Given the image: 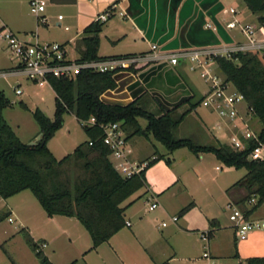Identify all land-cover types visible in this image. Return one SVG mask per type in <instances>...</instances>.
Wrapping results in <instances>:
<instances>
[{"label": "trees", "instance_id": "obj_1", "mask_svg": "<svg viewBox=\"0 0 264 264\" xmlns=\"http://www.w3.org/2000/svg\"><path fill=\"white\" fill-rule=\"evenodd\" d=\"M243 1L251 12L256 13L257 25L264 30V0ZM103 23L93 20L83 28L74 44L78 58L100 57L99 33ZM214 62L224 80L243 93L247 104L253 107L255 119L260 122L258 136L264 142L263 57L258 51H239L230 57L216 56ZM143 67L134 68L133 71ZM49 82L55 93L54 113L53 117H48L39 108L32 111L41 134L34 144L21 141L2 116V108L10 100L0 89V197L6 198L29 189L48 216L75 217L89 233L90 248L106 241L125 226V206L122 202L145 184V170L123 177L115 169L110 149L102 141L101 123L120 122L127 139L133 135L147 137L151 134L169 151L186 147L194 154L212 152L226 166L244 167L245 174L233 183L234 189L241 187L244 193L231 202L238 205L247 216L263 203L264 159L248 158L251 145L238 150L225 142L201 144L191 137L173 135L184 115L199 104L202 96L177 115L175 109L179 104L169 108L160 106L161 112L154 114L138 100L146 90L124 104L101 99L100 95L105 90L116 86L113 72L81 70L71 78L49 76ZM66 111L72 112L78 120L94 116L95 123L82 125L86 139L71 152L56 158L46 143L61 126L62 114ZM139 118L146 120L144 127L140 125ZM153 155L148 165L159 157ZM252 196L255 202L247 205L246 201ZM190 206L191 203L185 205L180 212ZM8 214L9 211L0 212V220ZM21 231L40 264H54L28 231ZM242 264H264V255L248 256Z\"/></svg>", "mask_w": 264, "mask_h": 264}, {"label": "rangeland", "instance_id": "obj_2", "mask_svg": "<svg viewBox=\"0 0 264 264\" xmlns=\"http://www.w3.org/2000/svg\"><path fill=\"white\" fill-rule=\"evenodd\" d=\"M223 2L225 8L222 13L227 14L228 6L232 5L241 14H246L248 21L257 22L256 13L251 12L243 0H223ZM118 16L120 15L116 13L104 23H108L111 19L115 20ZM228 29L235 39L244 38L237 26ZM57 30L59 31V29ZM127 42L129 41L123 40L116 43L117 45H113L107 39L106 34L101 32L99 53L128 49L127 44L129 43ZM67 47L69 55L76 56L77 53L73 47L71 45ZM8 51V48L0 40V65L8 62L6 57L9 55ZM181 63L187 67L178 71L183 73L185 78L189 76V80L192 81L195 88H193L190 99L182 102L175 109V115L185 111L189 108L190 103L198 100L202 96L204 86H207L197 69H189L188 62L181 61ZM212 67L216 68L214 64ZM128 75V71L116 73L117 93L125 91L124 77ZM17 82L22 89L21 94H15L12 89V85ZM0 88L10 100V103L2 108V116L21 141L30 142L39 132V126L32 111L39 108L48 117H53L54 91L48 85L38 86L22 77L12 76L7 80H0ZM20 100L24 101L25 105ZM138 100L145 109L154 114L161 112V105L157 102L154 93L145 91L140 94ZM195 107L187 111L173 131V135L175 137H191L201 144L226 142L228 138L226 133L222 129L212 127L216 115L200 104ZM139 123L144 127L146 120L139 118ZM252 127L258 130L260 122L255 119ZM85 139L86 133L80 121L72 112L66 111L62 114L61 126L50 136L46 144L52 154L56 158H60L71 152L78 143ZM131 141L134 153L139 155L155 153L159 156L154 160L151 169V174L155 179L167 185L173 177L175 179L177 176L180 181L179 185L181 183L186 185L187 189L194 193L199 206L208 215V218L201 216L197 207L193 208L189 214L193 219L196 217L198 220L201 219L202 226L200 227H203V230L205 227L211 229L216 227L211 224L212 219H218L221 225H225L214 240V235L209 237V248L223 249L228 242L231 245V240L234 238L231 236V226H229V224H233V221L229 219L230 210L226 207V202L230 201L228 191L235 188L233 183L245 174V168L226 166L212 152L194 154L186 147L169 151L151 134H148L147 137L133 135ZM176 187L177 185L171 192H174ZM164 198L167 202H171L173 197L165 195ZM136 207L144 209L147 204H143L140 200L137 201ZM261 209H264V201L254 211ZM10 210L8 216L12 220H8V216H4L0 220V264H40L34 251L27 243L24 233L21 231L22 228L27 229L38 243L42 242V237L46 239L42 250L54 264H69L71 262L72 264H84V260L90 264H103L95 251H90L85 257H82V253L91 245L89 233L84 226L75 217L64 215L49 217L29 189H23L6 198L0 197V212ZM146 212L149 217H152V213L156 211L147 210ZM171 213H160L152 219V226H148L145 230H138L136 237L130 234V229H135L140 221L134 223L132 227L123 226L117 235L101 245L99 249L101 256L108 264H153L166 260H168V264H206V261L201 257L203 251V241L199 237L201 230L191 233L176 231L174 223L170 221ZM161 220L165 221L167 225L161 226ZM58 224L64 227V231L58 228ZM142 237L145 242H141ZM221 259L224 264H237V257L233 254L222 256Z\"/></svg>", "mask_w": 264, "mask_h": 264}, {"label": "crops", "instance_id": "obj_3", "mask_svg": "<svg viewBox=\"0 0 264 264\" xmlns=\"http://www.w3.org/2000/svg\"><path fill=\"white\" fill-rule=\"evenodd\" d=\"M110 6H113V15L118 13L120 16L115 20L111 19L106 24L103 23L99 33V48L101 43V32L106 34L107 39L113 45H117L116 43L123 40L129 41L127 42L129 44H127L128 49L110 51L102 54L99 53L98 48V54L100 56L146 51L152 42L159 44L161 48L166 47L167 49H175L178 47L214 44L222 41H244L246 39L245 36L243 39H235L229 29L225 27V22L235 18L241 23H252L248 21L246 14H241V12L232 5L228 6V15L222 13V10L225 8L223 0H47L45 8L46 22L44 24H38L36 18L32 16L33 14L29 11L28 0H0V28L2 26H7L19 35L36 32L39 40L64 42L67 46L71 45L74 49L75 40L81 35L83 28L92 22L98 13ZM231 7L235 9L234 13L229 11ZM119 12H122V14H119ZM59 14L62 15L61 19L57 18ZM107 20L108 19L104 22ZM205 23L213 24L215 29L205 27ZM252 24L258 26L257 22ZM64 26L68 28L65 29ZM57 29H59V31ZM238 31H240L239 28ZM256 36L259 38L264 37V30L259 26L256 30ZM6 57L8 62L2 63L0 69L9 68L14 65V60L11 58L10 52ZM182 64L183 63L180 62L174 66L164 65L152 69L150 68L154 65H149L138 70V73L147 71L145 74L147 82L145 90L149 93H154L155 98L158 100L157 102L160 103L163 108L181 104L187 101L193 94V88H195V86L192 81L189 80V76L185 78L183 73L181 74L178 71L179 69L181 70L187 67ZM128 72L129 75L124 77L126 85L125 91L122 90L121 93L116 92V72L113 74L116 86L113 89L105 90L100 95L102 100L120 104L132 100L127 86L137 78V75L135 77L134 72ZM17 84L20 87L18 82ZM206 89L207 86H204L202 95ZM21 103L25 105L24 101H21ZM132 137L133 136L128 139L130 149L129 157L141 160L155 154L139 155L134 153L131 141ZM134 142H136V140H134ZM184 155L186 156V154ZM153 162H151L144 171L145 184L122 202V205L125 206V221L129 222V225L125 224V226L132 227L134 223L140 221L138 222V227L135 226V229H130V234L136 237V232H138V230H145L148 226H152V219L156 218L160 213L172 212L171 216H177L175 221L171 220L170 217V221L174 223L176 231L182 233H191L199 230L207 231L209 237L214 235V240L217 235H219L220 229L225 227V225H221L218 219H212L211 224L216 227H213L214 229L205 227V230H203V227H200L202 226L201 219L198 220L197 217L193 219V217L190 216L191 214H189L193 208L197 207L200 210L201 216H208L199 206L194 193L190 192L186 185L182 183L179 185L180 181L177 176H175V179L173 177L172 181L168 182L167 185L155 179L154 175L151 174ZM176 185V190L171 192ZM243 193L244 190L241 187L234 189L232 194L231 190L228 191L230 201ZM165 195L173 197L171 202L165 200ZM140 200L143 204L146 203L147 207H144V209L136 207L137 201ZM153 200L157 202V206L153 209H149V203ZM189 203H191V206L181 213V208ZM147 210L156 212H153V216L149 217L146 212ZM254 210H256V208ZM254 210L249 216L264 218V209L258 211ZM9 212H11V210ZM162 221L163 220L160 221L161 226L167 225V223L162 225ZM229 226H231L230 233L234 240H231V245L230 242H228L227 246H224L223 249L215 247L209 248L214 256L221 258L222 256L233 254L237 257V264H242L248 256L264 255V230H252L243 237H237L234 232L233 224H229ZM58 228L63 230L64 227L58 224ZM120 230L121 229L96 247L90 248V245L88 249L82 253V257H85L90 251H95L103 264H108L105 258L101 256L99 249L104 242L109 241L112 237L117 235ZM210 230L211 233L209 232ZM214 230L215 232H213ZM143 233L146 235L145 232ZM31 237L36 241L33 236ZM41 239L42 242L46 244V239L43 237ZM141 240V242H145L144 237H142ZM113 250L115 249L113 248ZM103 252H105V250H103ZM166 261L168 262V260ZM84 264L90 263L84 260Z\"/></svg>", "mask_w": 264, "mask_h": 264}, {"label": "built area", "instance_id": "obj_4", "mask_svg": "<svg viewBox=\"0 0 264 264\" xmlns=\"http://www.w3.org/2000/svg\"><path fill=\"white\" fill-rule=\"evenodd\" d=\"M46 5L47 0H28L29 11L36 18L38 24L46 22ZM112 7L98 13L94 20L105 21L108 19L113 15ZM229 11L234 13L235 9L231 7ZM57 18L61 19L62 15H57ZM232 26L239 28L246 37L244 41H222L175 49L161 48L159 44L152 42L150 49L146 51L106 55L91 59H80L77 55L74 57L69 55L67 44L64 42L39 40L36 32L19 35L9 27L2 26L0 40L8 48L14 65L0 69V80H7L11 76L22 77L38 86H50L49 76L71 78L81 70L108 71L113 74L120 71H131L136 77L138 70L133 71V69L140 66L145 68L163 62L166 65L174 66L181 61L188 62L189 68L197 69L207 85L199 104L216 115L212 127L222 129L228 137L226 143L238 150H243L251 145L248 158L264 159V142L259 139L258 130L252 127L255 120L253 107L247 104L243 93L225 81L217 69L212 67L213 64L215 65L214 57H230L239 51H258L264 59V37L256 36L258 26L252 23H241L235 18L225 22L226 28ZM205 27L215 29L211 23H205ZM64 28L68 27L64 26ZM12 89L15 94L22 92L17 83L12 85ZM79 121L81 125H91L95 123V118L90 116ZM100 127L102 128V141L109 147L110 158L121 176L130 177L146 169L154 155L141 160L129 157L128 139L120 122H105L101 123ZM254 202V196L246 201L247 205ZM156 206L157 202L153 200L149 203L148 208L153 209ZM226 207L230 210L229 219L233 221L237 237H243L252 230H264V218L247 216L238 205L231 201L226 203ZM7 218L12 220L10 216ZM176 219V215L171 216V220L175 221ZM125 224L129 225V222L125 221ZM161 224L165 225L166 222L162 221ZM199 237L203 241L201 257L206 261V264H224L220 257L214 256L209 250V233L200 231ZM38 245L42 248L45 243L39 242Z\"/></svg>", "mask_w": 264, "mask_h": 264}, {"label": "water", "instance_id": "obj_5", "mask_svg": "<svg viewBox=\"0 0 264 264\" xmlns=\"http://www.w3.org/2000/svg\"><path fill=\"white\" fill-rule=\"evenodd\" d=\"M164 48H166V47H164ZM164 65H166L164 62L159 63V64L152 66L150 69L155 68V67L158 68V67L164 66ZM146 73H147V71H143V72L138 73L137 78L127 86V90L129 91V94L132 97V99L134 97H136L137 95H139L142 91L145 90V87H147V82H146V77H145ZM40 135H41L40 132H38L37 135L35 136V138L33 140H31L30 142H28V144H34L37 140H39Z\"/></svg>", "mask_w": 264, "mask_h": 264}]
</instances>
